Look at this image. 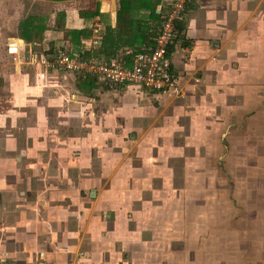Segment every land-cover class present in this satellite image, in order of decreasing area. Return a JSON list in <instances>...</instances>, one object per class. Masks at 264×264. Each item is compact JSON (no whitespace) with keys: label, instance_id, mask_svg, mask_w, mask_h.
I'll return each instance as SVG.
<instances>
[{"label":"crops","instance_id":"obj_1","mask_svg":"<svg viewBox=\"0 0 264 264\" xmlns=\"http://www.w3.org/2000/svg\"><path fill=\"white\" fill-rule=\"evenodd\" d=\"M169 1L0 0V257L264 264V0L187 4L169 53L180 97L128 83L84 92L79 74L39 77L21 60L65 48L129 66Z\"/></svg>","mask_w":264,"mask_h":264},{"label":"built area","instance_id":"obj_2","mask_svg":"<svg viewBox=\"0 0 264 264\" xmlns=\"http://www.w3.org/2000/svg\"><path fill=\"white\" fill-rule=\"evenodd\" d=\"M190 1L170 0L168 2L155 29L152 45L135 53L131 57L129 66L115 57L100 60L96 57L68 52L65 48H56L50 56L29 49L22 54L21 60L33 68L39 77H43L47 69L56 68L74 74H93L110 87L128 83L153 91H165L174 97H180L183 86L179 75L171 68L169 53L177 32V24L183 20L186 6ZM99 41L100 36L96 29L88 45H95ZM19 50L20 45L15 41H10L6 45L7 53L14 58L18 56ZM0 264L17 263L10 258L0 257ZM65 264H78V262L68 260Z\"/></svg>","mask_w":264,"mask_h":264},{"label":"trees","instance_id":"obj_3","mask_svg":"<svg viewBox=\"0 0 264 264\" xmlns=\"http://www.w3.org/2000/svg\"><path fill=\"white\" fill-rule=\"evenodd\" d=\"M160 14H161V12L160 13H156L154 10H153V19H155V18H158V17H160ZM122 16H125V17H127L128 15H126V13H125V11H124V8L122 7V6H120L119 8H118V12H117V23H116V29H117V31H116V34H118L119 35V28H120V18L122 17ZM183 23V21L181 20V21H179L178 22V24H177V32H176V34H175V38L178 36V34L180 33V31H181V27H182V24ZM109 31H112V30H114V29H111V28H107ZM153 35V32H150V31H148V37L149 36H152ZM155 35V34H154ZM106 36V35H105ZM103 37V42H105V40H108V37L106 38V37ZM109 40H110V36H109ZM104 54L106 55V52H104ZM81 55H83V56H89V54H81ZM91 55L93 56V57H96V58H98V59H100V60H103L100 56H98V53H95V52H93V53H91ZM80 76H79V79H77V87L80 89V90H82V91H84V92H89V90L91 89V88H93V86H96L97 84H98V82H101L98 78H97V76H95V75H93V74H89V73H81V74H79ZM84 82V85H82V83ZM86 85V87H83V86H85Z\"/></svg>","mask_w":264,"mask_h":264},{"label":"rangeland","instance_id":"obj_4","mask_svg":"<svg viewBox=\"0 0 264 264\" xmlns=\"http://www.w3.org/2000/svg\"><path fill=\"white\" fill-rule=\"evenodd\" d=\"M142 94L141 95H143V89H140L139 90ZM138 94V93H137ZM226 153V152H225ZM226 155V154H225ZM221 162V167L223 168V170L225 171H223V173L221 172V174L219 173V182H217L216 181V185H218L219 186V190L221 191V192H224V193H226L227 192V190H228V183H227V178H226V175H227V173H226V171H227V167H226V159H224V158H222V160L220 161ZM192 168H190L189 170H191ZM216 169L214 168V164L212 163V162H210V163H205V166H204V168H203V173H204V179H209V178H211L212 176H214L215 177V175H216V173L214 172ZM239 174H241V175H243L244 174V169L243 168H241V169H239V172H238ZM191 176V175H190ZM242 183L243 182H238V183H236V185H239V186H242ZM192 183H189V187H188V189L190 190H192V185H191ZM205 184H207V183H205ZM210 185V184H209ZM233 186V185H232ZM214 190H216V189H214ZM237 190L239 191V189L237 188ZM224 197H223V199H221V203L222 202H224V198H225V195H223ZM195 200V199H194ZM221 209H222V207H221ZM200 216L201 217H203L204 216V214L203 213H201L200 214ZM206 230H203V232L205 233V234H203L202 235V232H201V230H199L198 231V235L199 236H201V237H199V239L200 238H202L203 237V239H205V240H207V239H210L211 238V235H210V232H205ZM197 234V233H196ZM196 234H193V236H194V238H196ZM222 235V234H221ZM192 237V236H191ZM203 248L206 250L207 248H209V247H205V246H203ZM226 248V254H228L229 252H228V248H227V246L225 247ZM198 249H200V247H198Z\"/></svg>","mask_w":264,"mask_h":264}]
</instances>
